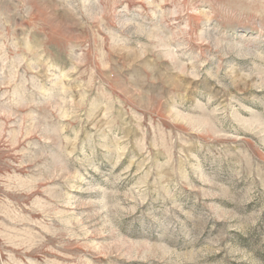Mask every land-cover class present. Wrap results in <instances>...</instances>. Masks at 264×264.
Returning a JSON list of instances; mask_svg holds the SVG:
<instances>
[{
    "label": "rangeland",
    "instance_id": "1",
    "mask_svg": "<svg viewBox=\"0 0 264 264\" xmlns=\"http://www.w3.org/2000/svg\"><path fill=\"white\" fill-rule=\"evenodd\" d=\"M0 264H264V0H0Z\"/></svg>",
    "mask_w": 264,
    "mask_h": 264
}]
</instances>
